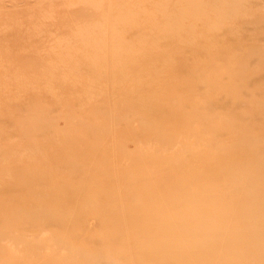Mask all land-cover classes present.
I'll return each mask as SVG.
<instances>
[{
  "label": "bare ground",
  "instance_id": "6f19581e",
  "mask_svg": "<svg viewBox=\"0 0 264 264\" xmlns=\"http://www.w3.org/2000/svg\"><path fill=\"white\" fill-rule=\"evenodd\" d=\"M261 131L264 0H0V264H264Z\"/></svg>",
  "mask_w": 264,
  "mask_h": 264
},
{
  "label": "rangeland",
  "instance_id": "374dc122",
  "mask_svg": "<svg viewBox=\"0 0 264 264\" xmlns=\"http://www.w3.org/2000/svg\"><path fill=\"white\" fill-rule=\"evenodd\" d=\"M234 111V110H233ZM262 132H264V131H261V134H262ZM262 139V140H261ZM261 141H262V145H263V148H264V138H262L261 137ZM226 140H228L229 141V139H225V138H222V142L223 143H225V142H227ZM225 141V142H224ZM230 143V144H229ZM232 143H233V141H232ZM232 143H231V140L229 141V142H227L226 144H222V147L223 148H226V150L224 149L223 150V148H222V155L224 154V155H226L225 153H227V148H228V153L227 154H229V150H231V145H232ZM238 145V144H237ZM247 146V145H246ZM229 147H230V149H229ZM248 147V146H247ZM234 178V179H233ZM230 180H234L233 182H235V181H237L238 180V178L237 179H235V177H232V178H230Z\"/></svg>",
  "mask_w": 264,
  "mask_h": 264
}]
</instances>
